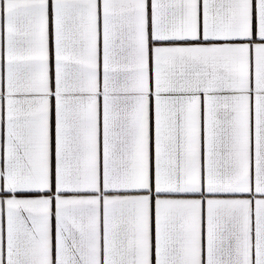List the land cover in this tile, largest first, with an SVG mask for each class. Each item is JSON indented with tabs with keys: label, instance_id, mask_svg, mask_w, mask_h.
<instances>
[{
	"label": "snow or ice",
	"instance_id": "1",
	"mask_svg": "<svg viewBox=\"0 0 264 264\" xmlns=\"http://www.w3.org/2000/svg\"><path fill=\"white\" fill-rule=\"evenodd\" d=\"M0 264H264V0H2Z\"/></svg>",
	"mask_w": 264,
	"mask_h": 264
},
{
	"label": "crops",
	"instance_id": "2",
	"mask_svg": "<svg viewBox=\"0 0 264 264\" xmlns=\"http://www.w3.org/2000/svg\"><path fill=\"white\" fill-rule=\"evenodd\" d=\"M0 2H2V0H0ZM201 2H202V0H201ZM149 3H150V0H149ZM253 3H255V0H253Z\"/></svg>",
	"mask_w": 264,
	"mask_h": 264
}]
</instances>
